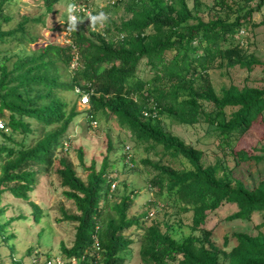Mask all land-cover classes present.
<instances>
[{
  "label": "trees",
  "instance_id": "trees-1",
  "mask_svg": "<svg viewBox=\"0 0 264 264\" xmlns=\"http://www.w3.org/2000/svg\"><path fill=\"white\" fill-rule=\"evenodd\" d=\"M5 1L0 0V9ZM60 1L64 2L44 0L46 11ZM65 1L68 12L58 28L68 27L69 42L45 43L28 53L7 54L2 47L36 42L27 23H40L41 19L23 15L4 28L10 17L0 14V197L9 192L29 201L38 222L41 208L29 200L30 193L36 175L48 172L57 162L62 193L77 210L63 215L77 223L72 246H61L69 256H80L89 249L96 234L101 262L124 264L133 243L125 230L135 225L142 230L141 264L175 260L178 264H264L262 231L255 235L234 232L235 244L226 235L223 246H218L210 239L211 231L202 227L208 214L223 203L237 207L227 219L250 220L254 213H264V178L248 187L232 177L224 160L204 165L201 149L185 144L160 123L166 116L189 126L207 124L222 139V158L232 155L235 165L264 158L260 143L264 140V87L230 84L217 94L209 79V71L216 67L237 64L248 70L259 64L245 54L240 32L264 0H257L255 7L248 5L253 0H244L247 9L240 15L243 7L238 6L231 21L229 16L217 14L203 20L187 0H131L126 7L129 17L113 26L104 25L103 31L85 26L82 20L75 27L68 24L69 1ZM213 1V9L227 10L229 6L228 0ZM75 88L89 94L91 119L98 111L112 114L131 133L134 146L142 145L145 151L155 150L160 156L155 163L143 159L157 171L150 183L166 191L165 201L174 198L179 202L177 213L191 212L192 233L176 238L169 225L165 231L156 220L145 225L148 212L129 217L127 195L109 206L111 183L105 164L97 171L90 165L84 181L67 158L58 157L59 150L68 148L64 135L78 113L76 101L70 106L61 93H74L80 103ZM230 107L234 110L228 113ZM254 132L258 140L247 148L244 139ZM165 157L184 159L188 165L173 169L164 164ZM78 158L84 164L80 149ZM107 208L114 215H105ZM197 230L201 235L194 234Z\"/></svg>",
  "mask_w": 264,
  "mask_h": 264
},
{
  "label": "rangeland",
  "instance_id": "rangeland-1",
  "mask_svg": "<svg viewBox=\"0 0 264 264\" xmlns=\"http://www.w3.org/2000/svg\"><path fill=\"white\" fill-rule=\"evenodd\" d=\"M131 0H94V16L101 12L107 17L104 21L95 24L97 31H103L104 25L118 24L121 19L128 18L126 10L127 2ZM257 0L248 3L249 7H255ZM227 10L220 7L213 9V0H187L189 7H194L197 14L203 19H211L214 15L222 17L229 16L233 20L236 12L240 15L245 12L247 5L244 0H228ZM68 4L60 1L52 11H46L44 0H8L3 2L0 14L10 17V21L4 22L3 27L9 28L20 20L23 15L41 19L40 23L29 21L27 26L29 32L38 40L34 43H24L17 46L7 45V54L22 51L28 53L45 43H67L69 42L70 31L68 27H60L65 21ZM251 20L240 32L241 40L245 43L242 48L250 60L257 61L250 69L239 65L227 67L220 66L209 71L210 82L217 94L222 88L234 84L238 87L251 85L264 87V1L258 11H254ZM73 29V28H72ZM61 96L70 106L76 101L77 115L67 128L64 139L68 141L66 149L62 148L57 155L64 156L73 165L77 175L86 181L90 171V165L94 170H99L103 164L106 165V177L110 184L108 205L117 204L119 200L127 195L129 206L127 215L137 218L144 212H148L145 225L153 220L160 222L162 231L166 226L172 227L170 234L173 237L187 236L192 233L191 212L177 213L179 202L171 198L165 201L166 191L160 190L158 186L152 185L150 180L155 177L157 171L143 159H149L155 163L160 156L155 150L145 151L144 146H134V139L131 133L122 126L112 114L105 115L102 111L95 113L94 118L88 116L89 104H80L74 93L63 91ZM234 108L230 107V113ZM264 115V112H263ZM89 117V118H88ZM161 126L169 133L178 136L185 144L193 145L203 151L202 162L204 165L214 164L219 159L232 169V177L242 180L248 187H253L260 178H264V158L255 163L252 160L239 162L235 165L232 155L222 158L219 149L221 138L217 132H213L207 124L184 125L174 119L162 116ZM3 127V126H2ZM4 131H7L5 128ZM257 133V132H256ZM244 139L246 147L255 144L257 134ZM18 137V135L16 136ZM1 139V138H0ZM258 140V139H257ZM111 148L108 149V143ZM264 145V140L260 142ZM126 146L130 147L128 155L131 165L124 162V151ZM81 150L84 164L78 158V150ZM256 153H261L257 151ZM234 157V156H233ZM235 158V157H234ZM164 164L170 165L173 169L185 167L187 162L181 158L165 157ZM57 163V162H56ZM56 163L48 169V172H39L36 176V183L30 193L31 201H34L41 208L40 219L33 218V207L29 201L15 198L9 192H4L0 197V264H29V255L38 251L44 255L64 254L61 246L69 248L72 246L75 237L76 222L64 218V213H77L75 204L67 199L62 191L60 177L55 170ZM163 181L165 178L162 176ZM114 184V187L111 185ZM237 207L234 204L223 203L215 212L208 214L202 227L211 231V241L218 246H223L224 236L227 235L231 244L236 243L234 232H246L251 235L258 231L264 233V213H254L250 220L227 219ZM105 215H114V211L105 209ZM142 230L133 225L125 230V234L133 239V243L127 252L124 264H141L139 251V237ZM201 235V231L194 232ZM101 258L95 264H103ZM169 264H178L177 260Z\"/></svg>",
  "mask_w": 264,
  "mask_h": 264
},
{
  "label": "built area",
  "instance_id": "built-area-1",
  "mask_svg": "<svg viewBox=\"0 0 264 264\" xmlns=\"http://www.w3.org/2000/svg\"><path fill=\"white\" fill-rule=\"evenodd\" d=\"M69 6L74 5V9L71 15L77 17V21L82 20L85 26L95 29L92 25L90 16H94V0H68ZM70 13L68 15V24H71L69 19ZM76 64V57L72 63V66ZM75 93L79 96V101L81 104L89 103V94L80 88H75ZM2 123L0 122V128ZM125 162L130 164V156L127 154L125 157ZM114 187V184L111 185ZM102 249L99 244V240L96 234L93 235V242L89 249L85 250L80 256L67 255V254H52L44 255L38 251H34L29 255V264H84L85 261L90 263H96L101 258Z\"/></svg>",
  "mask_w": 264,
  "mask_h": 264
},
{
  "label": "clouds",
  "instance_id": "clouds-1",
  "mask_svg": "<svg viewBox=\"0 0 264 264\" xmlns=\"http://www.w3.org/2000/svg\"><path fill=\"white\" fill-rule=\"evenodd\" d=\"M94 6H95V3H94ZM74 7H75L74 5H70L69 6V13H70L69 19H70V22H71V24H72L73 27H75L76 22H77V17L75 15H71V12L73 11ZM90 19L92 21L93 27H95V24L98 21H104V20L107 19V17L105 16V14L103 12H101L99 15L90 16ZM151 115H153L154 117H156V113H155L154 110L151 111ZM128 150H130V147L129 146H126L125 151H124L125 155L128 154ZM124 162H125V159H124ZM130 163H131V159H130ZM126 164L129 165V163H126Z\"/></svg>",
  "mask_w": 264,
  "mask_h": 264
}]
</instances>
